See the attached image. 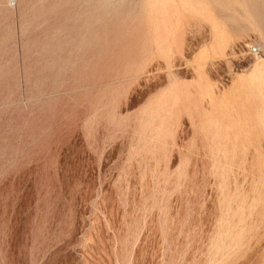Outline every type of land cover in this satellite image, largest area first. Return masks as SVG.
Returning <instances> with one entry per match:
<instances>
[{
    "label": "rangeland",
    "instance_id": "1",
    "mask_svg": "<svg viewBox=\"0 0 264 264\" xmlns=\"http://www.w3.org/2000/svg\"><path fill=\"white\" fill-rule=\"evenodd\" d=\"M208 1L225 56L146 0H0V264H264V135L212 153L185 107L151 117L198 67L222 91L256 60L235 47L264 42V0Z\"/></svg>",
    "mask_w": 264,
    "mask_h": 264
},
{
    "label": "bare ground",
    "instance_id": "2",
    "mask_svg": "<svg viewBox=\"0 0 264 264\" xmlns=\"http://www.w3.org/2000/svg\"><path fill=\"white\" fill-rule=\"evenodd\" d=\"M215 1L221 7H230H228L227 0ZM143 3V7L145 6L148 11L145 12L147 15L158 11L162 15L163 22L168 21V17L173 11H177L176 13L189 11L202 15L210 23L212 37L209 47H203L199 51V58L207 57L209 50L221 56L227 55L226 47L232 36L227 35L218 20L212 16L213 14H210V2L208 0H146V3ZM231 8L233 10V7ZM252 28L254 30L255 27ZM249 29L251 30V26ZM255 58L254 63L245 72L237 73L229 86L222 91H217L214 82L206 79L202 67L197 68L196 94L191 93L186 85L172 82L164 91L151 100L149 107L152 119L159 118L162 120L166 112L173 114L177 108L185 107L190 118L197 123L198 132L206 141V146L212 153L219 147V139L223 135L233 137L232 147L237 141H241L245 145V143H250L256 136L264 135V55H257ZM203 97L208 98L209 110L204 111V108L199 104V100ZM233 114H235V117H233Z\"/></svg>",
    "mask_w": 264,
    "mask_h": 264
},
{
    "label": "built area",
    "instance_id": "3",
    "mask_svg": "<svg viewBox=\"0 0 264 264\" xmlns=\"http://www.w3.org/2000/svg\"><path fill=\"white\" fill-rule=\"evenodd\" d=\"M235 49L245 53L246 59L244 62L246 63H249V61H252L257 55H261L263 52L259 43H239Z\"/></svg>",
    "mask_w": 264,
    "mask_h": 264
}]
</instances>
